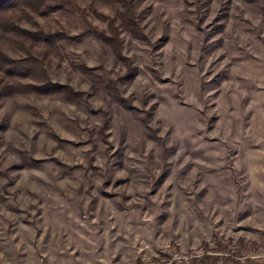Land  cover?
<instances>
[{
    "label": "clouds",
    "instance_id": "9594fccd",
    "mask_svg": "<svg viewBox=\"0 0 264 264\" xmlns=\"http://www.w3.org/2000/svg\"><path fill=\"white\" fill-rule=\"evenodd\" d=\"M198 7L3 14L0 264H264V0Z\"/></svg>",
    "mask_w": 264,
    "mask_h": 264
},
{
    "label": "trees",
    "instance_id": "16d2710c",
    "mask_svg": "<svg viewBox=\"0 0 264 264\" xmlns=\"http://www.w3.org/2000/svg\"><path fill=\"white\" fill-rule=\"evenodd\" d=\"M121 3H123L129 10V12H132V4L134 3V0H120ZM16 0H0V27H4L5 32L9 30L10 26H6V18L3 15L11 8L15 7ZM129 19L132 20L133 23L137 24L138 22L134 15L130 16ZM0 38H4L5 40H11L12 37L6 36L4 34H0ZM106 39H115V33L112 37H106ZM20 43V42H17ZM21 47H23V44H21ZM3 55V52L0 51V56ZM17 82L10 81L8 78V75H5L3 77H0V101H6L8 99L12 98V89L16 87Z\"/></svg>",
    "mask_w": 264,
    "mask_h": 264
},
{
    "label": "rangeland",
    "instance_id": "374dc122",
    "mask_svg": "<svg viewBox=\"0 0 264 264\" xmlns=\"http://www.w3.org/2000/svg\"><path fill=\"white\" fill-rule=\"evenodd\" d=\"M185 2L187 3V0H185ZM211 2H212V0H196V3L198 5H200V7L197 8V12L199 13L202 9H207L210 11ZM230 4H231V0H228V5H230ZM191 6L192 5H189V7H191ZM224 7L225 6H222L221 12H223ZM146 11H148V10H146ZM141 15H143V14H141ZM218 19H219V16H218ZM3 40H5V39L0 38V41H3ZM8 100L3 101V103H0V107H3L4 103H6ZM9 127H11V124H10V121L8 120V118L6 116L3 120H0V133H6ZM2 141H3V136H0V147H3ZM16 211L19 212V209H16ZM38 215H39V213H38ZM26 223H27V221H26ZM137 264H142V262L140 260H137Z\"/></svg>",
    "mask_w": 264,
    "mask_h": 264
}]
</instances>
